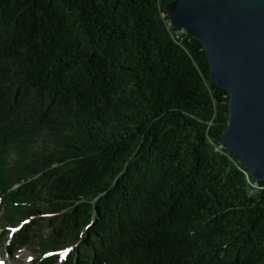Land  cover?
Wrapping results in <instances>:
<instances>
[{"label":"trees","instance_id":"trees-1","mask_svg":"<svg viewBox=\"0 0 264 264\" xmlns=\"http://www.w3.org/2000/svg\"><path fill=\"white\" fill-rule=\"evenodd\" d=\"M174 0H0V227L38 264H264V180ZM257 183V185H255Z\"/></svg>","mask_w":264,"mask_h":264},{"label":"water","instance_id":"water-1","mask_svg":"<svg viewBox=\"0 0 264 264\" xmlns=\"http://www.w3.org/2000/svg\"><path fill=\"white\" fill-rule=\"evenodd\" d=\"M172 24L201 41L229 94L221 145L264 180V0H174Z\"/></svg>","mask_w":264,"mask_h":264},{"label":"rangeland","instance_id":"rangeland-1","mask_svg":"<svg viewBox=\"0 0 264 264\" xmlns=\"http://www.w3.org/2000/svg\"><path fill=\"white\" fill-rule=\"evenodd\" d=\"M10 240L5 236L0 227V262L2 264H38L34 263L35 254L30 247L23 248L13 252L7 246Z\"/></svg>","mask_w":264,"mask_h":264},{"label":"bare ground","instance_id":"bare-ground-1","mask_svg":"<svg viewBox=\"0 0 264 264\" xmlns=\"http://www.w3.org/2000/svg\"><path fill=\"white\" fill-rule=\"evenodd\" d=\"M255 185H257V183H255Z\"/></svg>","mask_w":264,"mask_h":264},{"label":"snow or ice","instance_id":"snow-or-ice-1","mask_svg":"<svg viewBox=\"0 0 264 264\" xmlns=\"http://www.w3.org/2000/svg\"><path fill=\"white\" fill-rule=\"evenodd\" d=\"M0 264H2V262H0Z\"/></svg>","mask_w":264,"mask_h":264}]
</instances>
